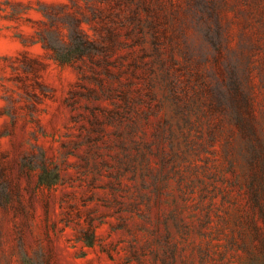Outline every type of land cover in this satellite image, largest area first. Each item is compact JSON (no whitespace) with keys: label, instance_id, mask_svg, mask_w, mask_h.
I'll use <instances>...</instances> for the list:
<instances>
[{"label":"rangeland","instance_id":"obj_1","mask_svg":"<svg viewBox=\"0 0 264 264\" xmlns=\"http://www.w3.org/2000/svg\"><path fill=\"white\" fill-rule=\"evenodd\" d=\"M0 264H264V0H0Z\"/></svg>","mask_w":264,"mask_h":264}]
</instances>
